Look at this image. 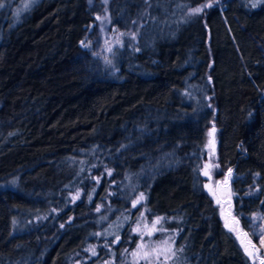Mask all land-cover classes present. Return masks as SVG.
Segmentation results:
<instances>
[{"label":"trees","instance_id":"16d2710c","mask_svg":"<svg viewBox=\"0 0 264 264\" xmlns=\"http://www.w3.org/2000/svg\"><path fill=\"white\" fill-rule=\"evenodd\" d=\"M201 1L109 0L111 24L142 25L107 73L79 46L99 4L36 0L10 24L0 0V264H136L157 217L169 264H250L201 170L213 126L236 225L264 237V67L243 37L264 39V0L185 14Z\"/></svg>","mask_w":264,"mask_h":264},{"label":"rangeland","instance_id":"374dc122","mask_svg":"<svg viewBox=\"0 0 264 264\" xmlns=\"http://www.w3.org/2000/svg\"><path fill=\"white\" fill-rule=\"evenodd\" d=\"M36 0H20L15 5L11 6V2L14 0H5V5L10 4L11 13H10V24H16L21 21L24 13L32 7V4ZM109 0H84V3L87 7H91L93 5L99 4L100 7L97 12L92 13L91 20L87 23V25L83 28L81 33V38L79 40V46L83 48L88 54L94 57L99 63H101L102 68L107 73H111L115 70L114 67V52L121 48V46L127 47L131 51L137 50L136 39L138 37L137 29L142 25V22L137 21L136 25L131 24V26H127L126 28H119L114 24H111L110 14L107 11ZM214 0H203L200 3L196 4V6L187 8L185 14L192 15V9L194 8H202L205 4H213ZM27 5V7H25ZM99 18V19H98ZM236 22V27L239 30L242 29V25L238 23L236 18H233ZM1 23H0V32H1ZM137 26V28H136ZM154 29V28H153ZM150 29V32L153 31ZM246 34V33H244ZM246 41L253 47L256 51L255 59L253 60L255 64L259 67H264V39H260L258 37L249 35L243 36ZM245 44V43H244ZM83 45H87L86 47ZM213 126L209 127L206 136H205V150H206V160L201 170L202 176L204 177V189L210 196L212 197L214 203L218 206L220 215L224 219V224L228 225L229 228L236 229V231H231L232 236L236 240L237 244L242 248V251L249 259L250 264H262L264 261V248L260 244V240H256L254 234L252 233L254 230V226L247 233V237L244 236L245 233H242L239 230V227L236 225L234 215H232V191L230 188V184L228 182L227 174H223L220 177L215 176V170L218 169V164L216 161V128L213 134V137H209V132L213 130ZM214 139V144H209V141ZM205 172L207 175H205ZM155 220L141 223L139 227L140 238L138 239L139 243L134 249V252H138L139 254L132 260L134 263H138L140 261L141 264H151L157 262L159 264H169L171 260H173L172 250L170 252H162L160 254H154L150 256L147 260L144 259L145 252H151L153 249L160 247L162 249H169L170 245L162 244V241H166L165 239H151L147 233L152 229V224ZM258 223V222H257ZM240 236V239L237 236ZM251 241V245H255L253 248L248 241ZM243 241V246H242ZM146 245L147 247L141 249L138 246ZM245 247H248L249 252H252L253 255L249 256L248 253L245 252ZM176 264H182L180 261H176Z\"/></svg>","mask_w":264,"mask_h":264},{"label":"snow or ice","instance_id":"6c2138e0","mask_svg":"<svg viewBox=\"0 0 264 264\" xmlns=\"http://www.w3.org/2000/svg\"><path fill=\"white\" fill-rule=\"evenodd\" d=\"M256 6H257V4H256L255 2L252 3V7H253V8H255ZM0 7H2V5H0ZM25 7H27V5H25ZM203 7H212V5H211V4H205V5H203ZM201 11H202V8H194V9H192L191 14H192V15H196V14H199ZM98 19H99V18H98ZM83 46L86 47L87 45H83ZM214 131H215V129L213 128V130H212L211 132H209V134H208L209 137H213ZM209 144H214V139L210 140V141H209ZM230 171H231V170H229V172H230ZM205 175H207L206 172H205ZM78 195H79V194H77V196H74V197H73V200H75V199L78 197ZM143 199H144V196H143V194H141V196L138 198V200H136V201L133 202V207H136V205H137L141 200H143ZM97 211H99V208L97 209ZM142 215H143V214H142ZM162 219H163V218H161V217H157V219L153 222V224H152V229L147 233L149 236H151V235L153 234V232H155V231L157 230V225L160 224V222H161ZM225 226L228 227L227 224H226ZM62 227H63V225H62ZM160 230L162 231L163 229H160ZM229 230H230V231H236V229H232V228H230ZM244 236L247 237V233H245ZM237 238L240 239V236L238 235ZM162 244L167 245V244H168V241H162ZM248 244L251 245V241H250V240L248 241ZM260 244H261V246H264V237H261V239H260ZM242 246H243V241H242ZM251 246H252L253 248H255V245H251ZM138 247L141 248V249H143V248H145V247H147V246H146V245H140V246H138ZM165 251L170 252L171 250H170V248H169V249H162V248H160V247H157V248L153 249L151 252H145L143 258L147 260L150 256H152V255H154V254H157V255H158V254H160V253H162V252H165ZM91 252H92L93 255L96 254L94 249H92ZM245 252L248 253L249 256H252V255H253L252 252H249L248 247H245ZM138 254H139L138 252H133V253H132V255H133L134 257L137 256ZM149 264H151V261H149ZM262 264H264V261H262Z\"/></svg>","mask_w":264,"mask_h":264}]
</instances>
